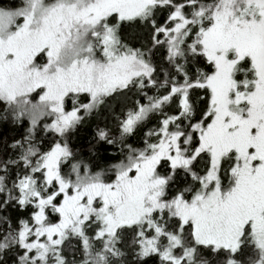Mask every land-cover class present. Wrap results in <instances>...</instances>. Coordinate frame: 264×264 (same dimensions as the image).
I'll return each instance as SVG.
<instances>
[{
    "label": "snow or ice",
    "instance_id": "6c2138e0",
    "mask_svg": "<svg viewBox=\"0 0 264 264\" xmlns=\"http://www.w3.org/2000/svg\"><path fill=\"white\" fill-rule=\"evenodd\" d=\"M0 125V264H264V0L0 7Z\"/></svg>",
    "mask_w": 264,
    "mask_h": 264
},
{
    "label": "trees",
    "instance_id": "16d2710c",
    "mask_svg": "<svg viewBox=\"0 0 264 264\" xmlns=\"http://www.w3.org/2000/svg\"><path fill=\"white\" fill-rule=\"evenodd\" d=\"M17 6V0H0V7L8 6ZM99 123L101 126L104 124L103 117L94 118L89 123L81 127L77 132L72 136V146L74 149H87L89 142L92 141V137L95 133V126ZM17 132L11 128V126L5 128L3 125H0V141L4 139L11 140L13 136H16ZM3 148V143L0 142V149ZM101 154L103 151L101 150Z\"/></svg>",
    "mask_w": 264,
    "mask_h": 264
},
{
    "label": "rangeland",
    "instance_id": "374dc122",
    "mask_svg": "<svg viewBox=\"0 0 264 264\" xmlns=\"http://www.w3.org/2000/svg\"><path fill=\"white\" fill-rule=\"evenodd\" d=\"M22 3V0H17V6H20ZM16 6V5H15ZM8 7H11V6H8Z\"/></svg>",
    "mask_w": 264,
    "mask_h": 264
}]
</instances>
